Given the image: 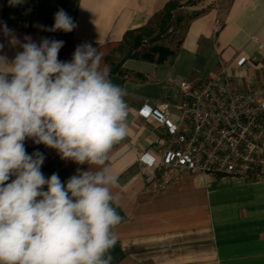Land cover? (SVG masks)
Here are the masks:
<instances>
[{"label": "crops", "instance_id": "1", "mask_svg": "<svg viewBox=\"0 0 264 264\" xmlns=\"http://www.w3.org/2000/svg\"><path fill=\"white\" fill-rule=\"evenodd\" d=\"M168 1L0 0V56L11 62L25 37L37 44L46 38L63 41L58 58L71 61L76 47L87 43L97 49L112 82L126 90L127 135L107 160L118 176L112 191L123 218L115 229L112 264H264V177L198 174L156 192L155 170L134 156L140 147L157 152L149 138L155 123L140 109L146 101L178 102L181 81L224 77L239 92L264 86V0H174L172 17L181 33L171 46L162 45L173 56L161 63L126 59L133 39L124 41V34L144 27L149 33ZM60 9L76 24L73 31L48 30ZM169 116L177 122L174 113ZM32 142L26 139L25 149ZM44 151L40 170L46 178L56 173L66 182L88 169L62 160L53 148L44 145Z\"/></svg>", "mask_w": 264, "mask_h": 264}, {"label": "clouds", "instance_id": "2", "mask_svg": "<svg viewBox=\"0 0 264 264\" xmlns=\"http://www.w3.org/2000/svg\"><path fill=\"white\" fill-rule=\"evenodd\" d=\"M75 27L60 9L48 30ZM63 44L25 37L11 62L0 56V264H112L123 218L107 160L127 135L126 90L96 48L78 45L71 61H61ZM26 139L88 169L66 182L56 173L46 178L45 157L28 154Z\"/></svg>", "mask_w": 264, "mask_h": 264}, {"label": "built area", "instance_id": "3", "mask_svg": "<svg viewBox=\"0 0 264 264\" xmlns=\"http://www.w3.org/2000/svg\"><path fill=\"white\" fill-rule=\"evenodd\" d=\"M179 89L178 102L146 101L139 111L155 123L149 138L157 152L140 147L134 153L138 163L155 170L153 190L198 174L263 178L264 86L239 92L226 78L214 77L181 81Z\"/></svg>", "mask_w": 264, "mask_h": 264}, {"label": "trees", "instance_id": "4", "mask_svg": "<svg viewBox=\"0 0 264 264\" xmlns=\"http://www.w3.org/2000/svg\"><path fill=\"white\" fill-rule=\"evenodd\" d=\"M178 7V3L174 0L168 1L162 7V15L158 24L157 33L150 38L148 41L144 39L146 27L141 29H136L132 31H127L124 34L123 40L127 41L129 38L133 39V44L130 46L128 53L125 58H135L140 57L146 61L161 63L165 61L168 57L173 56V51L168 47L160 45L158 42L161 41L163 34L167 30L169 23L172 19V12ZM148 43L147 47L138 48L143 45V43ZM144 46V45H143ZM15 177H12L14 179Z\"/></svg>", "mask_w": 264, "mask_h": 264}, {"label": "rangeland", "instance_id": "5", "mask_svg": "<svg viewBox=\"0 0 264 264\" xmlns=\"http://www.w3.org/2000/svg\"><path fill=\"white\" fill-rule=\"evenodd\" d=\"M161 15H162V10H159L158 13L154 17L153 26L150 29V32L146 33L144 35V38L146 41H148L150 38H152L155 35V32L158 31V28H159L158 24H159V21L161 19ZM177 26H178V19L176 20V18L174 19L172 17L171 22L169 23L167 30L163 34L161 41H159L158 43L160 45L165 44V45L171 46L172 43L176 42L177 38L180 36V33H181V29L178 31ZM143 45H144V47H147L150 44L145 43V41H144Z\"/></svg>", "mask_w": 264, "mask_h": 264}, {"label": "water", "instance_id": "6", "mask_svg": "<svg viewBox=\"0 0 264 264\" xmlns=\"http://www.w3.org/2000/svg\"><path fill=\"white\" fill-rule=\"evenodd\" d=\"M26 152L28 154H32L34 152H40L43 154V156L45 155V151H44V145L43 144H37L32 142L26 149Z\"/></svg>", "mask_w": 264, "mask_h": 264}]
</instances>
